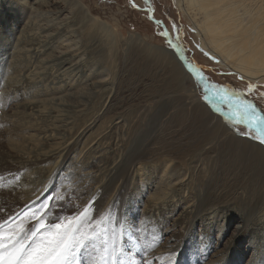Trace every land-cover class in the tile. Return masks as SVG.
I'll use <instances>...</instances> for the list:
<instances>
[{
  "label": "rangeland",
  "instance_id": "rangeland-1",
  "mask_svg": "<svg viewBox=\"0 0 264 264\" xmlns=\"http://www.w3.org/2000/svg\"><path fill=\"white\" fill-rule=\"evenodd\" d=\"M15 1L3 3L9 6L7 23H18L10 15ZM74 1L106 27L107 34L97 32L71 0H38L33 6L39 8L38 19L45 17L47 23H42L51 31L78 24L73 33L64 36V32L60 39L49 41L42 53L30 51L28 43L16 42L0 31L1 67L20 87L8 95L4 92L7 77L0 75V232L24 237L41 219L46 225L58 218L67 223L86 214L87 223L83 220L79 225H87L82 234L88 237V246L74 258L89 249L98 264H262L254 260L261 262L264 249L250 248L247 242L251 237L241 243L247 233L243 231L249 227L248 198L264 202L259 194L264 189L262 175L253 178L219 146L205 154L208 164H202L200 171L208 167L206 177L191 170L196 162L190 163L188 157L186 174L191 185L183 200L218 199L214 206L225 217L216 222L198 221L200 210L193 207L183 226H174L177 224L165 217L169 212L162 207L156 212L163 220L151 214L134 220V215L151 207L155 195L143 192L137 165L130 166L131 156L141 152L162 154L179 146L200 153L211 142L205 141L206 136L220 132L217 118L232 134L264 148L245 135V126L231 116L234 110L220 99L224 95L221 89H226L228 99L241 106L250 104L264 116V82L246 81L220 67L218 60L200 47L176 0H150L149 4L144 0ZM35 12L26 16L33 18ZM28 17L21 23L28 22ZM166 31L167 37L163 35ZM84 47L88 51L73 61L43 64L51 55ZM176 48L182 55V59L177 55L179 63L168 54L176 53ZM69 64L82 65L73 71V80L69 76L72 85L58 76ZM182 70L192 75V84L183 80ZM193 89L194 101L190 98ZM78 91L81 97H75ZM35 101L42 104L36 108L29 105ZM137 134L142 138L135 140L137 146H127L133 150L128 149L126 142ZM64 142L66 147L61 148ZM49 148H56L57 154L45 156ZM167 160L173 158L166 156L161 162L167 164ZM123 166L130 169L121 174ZM252 192L254 196L249 194ZM83 198L97 201L84 207ZM184 207L180 206L178 213ZM234 212L236 216L228 215ZM143 220L149 223L147 227ZM115 244L118 250L113 253ZM162 250L170 252L158 254Z\"/></svg>",
  "mask_w": 264,
  "mask_h": 264
},
{
  "label": "bare ground",
  "instance_id": "bare-ground-1",
  "mask_svg": "<svg viewBox=\"0 0 264 264\" xmlns=\"http://www.w3.org/2000/svg\"><path fill=\"white\" fill-rule=\"evenodd\" d=\"M7 1H14V0H7ZM7 1L0 0V22H1L0 31L3 33H6L7 34L6 36H8L9 38H12L16 42L28 43L29 44L28 49H31L30 51L32 52L33 51L37 53L44 52L46 48L48 49V45L50 44L49 41L55 40L57 38L60 39L59 36L63 35L64 32H66L64 36L66 34L69 35L70 33H73L75 31V27L78 26L77 23L76 24L74 23V25L72 26H69L67 24V25H64L65 26L64 28L61 27L62 28L61 30L57 28L56 30L51 31V29L48 28L49 26L42 23L43 21H45L43 20L45 17L44 18L41 17L42 20L38 19L37 12H39V8L35 10L33 8L34 5L37 6L38 0H29L28 4H26L27 0H18L17 2L15 1V6L11 7L12 10H10L11 11L10 15H12L15 21L18 20V23L17 24L7 23L6 20H7V16L9 13L8 11L9 6L8 5L6 6ZM71 1H73V3L79 7L80 9L79 11L82 12V14L85 15V17L89 19L91 23H93L97 32L100 31V32H104L107 34L108 30L105 29L106 27L104 28L101 23L96 22L98 20L90 18V15L89 13H87L85 7H80L78 3L75 2L74 0H71ZM4 2H6L5 5L3 4ZM176 7L183 14V16H185L190 22L191 24L190 27H192V30L195 32L196 37L198 41L200 42V47L205 52H207L210 55V57H213L214 59L218 60L220 67H222L225 70H228L231 73L238 75L239 77L245 79L246 81L264 82V0H176ZM32 10L34 12L36 11L34 14V17L31 18L30 16L29 17L26 16ZM26 17H28V22L25 21L24 24L21 23L22 20H26ZM44 23H47V22L45 21ZM40 38L43 40H40ZM68 47H71V45H69ZM86 51H88L87 47H84V49H77L76 52L75 51L59 52L58 55H51L50 57H48L49 58L48 62L43 61L44 62L43 64L50 65L49 63L53 61L57 63H60L61 61L64 63H66L69 60L73 61V59H75L76 57L79 58L80 57L79 55L86 53ZM72 52H75V53H72ZM168 54L173 62H178L177 61L178 57L181 55V53L180 54L177 53L179 55L177 56L172 51L168 52ZM1 62L2 61H0V75L3 78L7 77V80H8V85L4 89L6 90L4 92H6L9 95L12 90L17 91L19 86L17 85L16 80L13 79L12 77L13 75L10 76L4 70L5 68L2 69ZM79 67L82 68V65L77 66L75 64L74 65L69 64L67 68L61 70L58 73L60 81L66 82L72 85L70 83L69 76L71 75V79L73 80V77L75 75H73L72 73L73 71H76ZM182 71H183V80L185 79L190 84H192L193 83L192 75L188 71H184V70ZM96 75H98V73ZM103 78L105 77L101 76V79ZM75 85L73 87H75ZM193 92H194V89L192 91L190 98L191 100L194 101L196 100L197 97L193 95ZM75 97H81V93L79 92L77 95H75ZM39 103L42 104V101L40 102L35 101L33 104H29V105L35 106L36 108L37 106L41 105ZM43 113H44V110L40 112V114H43ZM217 119L219 120L218 125H219L220 132L219 134H214L212 136L208 134L206 136L205 141L209 140L211 142L207 144L204 148H202L200 153L194 150H191V151L189 150L190 152H186L180 149L179 146H174V147L169 148L166 151L167 153L163 152L162 154H159V153L158 154H150V153L147 154L148 152L147 153L141 152L140 154L137 153L138 155L134 154L131 156L132 163L130 167L137 165L136 172L140 176L139 181L143 184L142 190L145 189V191L143 192H149V193L151 192V193H154L155 195V197H153V202H152L151 207L148 210H145L143 212H138L136 215H134L133 216L134 220H136L138 217L149 215V214L154 215L158 218L161 217L163 220V217L157 214L156 212V208L160 209L159 207H162V209H165V210L167 209V212H169V215H165V217L170 218L171 221H174V223L177 224L174 226H178L180 224L182 225L183 222L185 221L184 218L193 210V207L200 210L199 213L196 214V218L198 221H204L205 219H208V220L213 219V222H216L218 219L222 220V218L225 217L224 213H222V211H220L219 208L214 206V205H218L217 204L219 201L218 199L214 200V199L209 198V200L205 199L206 201H204L203 198H200L199 200L201 201H199V200H194V199L189 198L187 200L188 202L183 200L185 199L183 198V195H185L184 193H186V190L191 185V184L189 185L190 183L189 179L191 177L187 176L186 174L189 171V166L186 164V162L189 161L187 160L188 157L190 159V163L196 162L192 166L191 170L200 171V167L202 164H204L205 162L206 164H208L205 158V154H210L211 152H213V150L215 149V146H219L220 148H222L221 151L223 153H225L226 155L227 154L230 155L231 161L233 160L234 164H240L245 169H248L250 174L253 175V178H255L256 180L260 177L259 174L264 177V148L258 147L254 141L240 138L232 134L230 130H228L222 125L220 119L219 118ZM138 137H139L138 134L137 136H133L132 137L133 141L130 139L128 142H126V147L130 145H134L135 144L134 142L135 140H137ZM140 138L142 137H139L138 141H140ZM220 142H224V143L220 145L221 144ZM59 146L61 148L66 147V143L64 142L60 144ZM128 149H131V148H128ZM55 150L56 148H51V149L49 148L45 156L52 155L55 152ZM163 155L172 157L173 160H170V161L167 160L166 161L167 164L163 163L161 162V160L164 158L166 159V156H163ZM131 157L129 160H131ZM202 157H203V160L201 159ZM130 167L123 166V169H120L121 174L122 172L130 169ZM200 174H204L203 176L206 177V175L208 174V167H204L203 172L200 171ZM160 175H161V178H160ZM94 181L95 180H93V182ZM102 184L103 182H99L100 187L103 186ZM150 188H151V191L147 190ZM158 193H159V196H158ZM253 193L255 192H252L249 194H252V196H254ZM259 194L262 195L261 200H264V189L263 191L259 192ZM96 201L97 200L95 198L93 199L83 198V202H84L83 205L84 207H87L88 205L92 206ZM195 201H197V203ZM248 201H250L248 204V209L251 212V214L247 213L249 227H247L243 231V233H245V231L247 230V233L245 234V237L241 239V243L246 241L248 237H251V240L247 242V245L252 249L262 250L264 249V202L263 201L260 202L259 198L257 199L254 197L252 198L249 197ZM182 205H184L185 207L180 213H178L177 210ZM201 208H202V211H201ZM228 215L236 216V213L234 212ZM77 217L78 218L76 219V222L74 221L73 223L74 225L77 223L76 226L78 225L82 233L83 229H85L87 225L82 227L79 224L83 220H84V223H87V215L86 214L79 215ZM142 223L146 227L149 225V223L145 220H143ZM116 232L119 233L118 230ZM238 232L241 233L242 231L239 230ZM112 247L115 248V250H118V246L116 244ZM120 252L118 254H120ZM168 252H170V250H162L158 254L166 255ZM171 253L174 254L175 252H171ZM92 254H93L92 251H90L89 249H86L84 253H82V257L77 256L74 258L72 264H98V262L94 261L95 259L93 260ZM104 254H105L104 252H101V256L103 257V259L105 258L103 256ZM263 255H264V251H263L262 256ZM262 256L260 258L261 262H258V258H255L254 261H256L257 263L264 264V257Z\"/></svg>",
  "mask_w": 264,
  "mask_h": 264
},
{
  "label": "snow or ice",
  "instance_id": "snow-or-ice-1",
  "mask_svg": "<svg viewBox=\"0 0 264 264\" xmlns=\"http://www.w3.org/2000/svg\"><path fill=\"white\" fill-rule=\"evenodd\" d=\"M144 2L149 4L150 0ZM133 7L138 8L135 4ZM156 23L159 25L161 22ZM163 35L167 37L168 33L165 32ZM199 79L203 80V77ZM221 91L224 95L220 99L225 100L230 110H234L231 111V116L238 124L245 126L247 129L245 135L264 145V116H260L256 108L250 104L241 106L228 99L226 89ZM76 219L73 217L64 223L62 218H58L56 223L48 225L41 219L30 234L24 237L0 232V264H72L75 254L88 246L86 243L88 237L73 223Z\"/></svg>",
  "mask_w": 264,
  "mask_h": 264
},
{
  "label": "water",
  "instance_id": "water-1",
  "mask_svg": "<svg viewBox=\"0 0 264 264\" xmlns=\"http://www.w3.org/2000/svg\"><path fill=\"white\" fill-rule=\"evenodd\" d=\"M166 33H168V32L166 31ZM177 53L180 54V50L176 48V53L174 52V54L178 55ZM180 58L182 59V56L181 55H180Z\"/></svg>",
  "mask_w": 264,
  "mask_h": 264
}]
</instances>
